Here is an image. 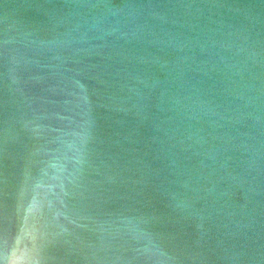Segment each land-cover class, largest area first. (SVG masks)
<instances>
[{
    "label": "water",
    "instance_id": "obj_1",
    "mask_svg": "<svg viewBox=\"0 0 264 264\" xmlns=\"http://www.w3.org/2000/svg\"><path fill=\"white\" fill-rule=\"evenodd\" d=\"M0 264H264V0H0Z\"/></svg>",
    "mask_w": 264,
    "mask_h": 264
}]
</instances>
